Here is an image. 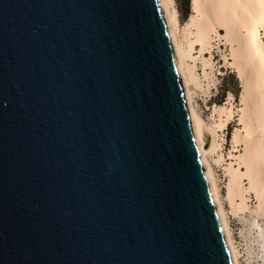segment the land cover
I'll return each instance as SVG.
<instances>
[{"label": "water", "instance_id": "obj_1", "mask_svg": "<svg viewBox=\"0 0 264 264\" xmlns=\"http://www.w3.org/2000/svg\"><path fill=\"white\" fill-rule=\"evenodd\" d=\"M201 146L161 0H0V264H233Z\"/></svg>", "mask_w": 264, "mask_h": 264}, {"label": "bare ground", "instance_id": "obj_2", "mask_svg": "<svg viewBox=\"0 0 264 264\" xmlns=\"http://www.w3.org/2000/svg\"><path fill=\"white\" fill-rule=\"evenodd\" d=\"M172 2L173 0H161L201 134V160L209 180L213 200L217 206L233 264H239V250H237L232 239L216 179L206 156L207 153L214 152L219 145L217 127L224 125L234 110L232 106L227 109L221 106L220 110L225 112V116H220L219 121L213 124L208 123L201 117L194 106L189 86L190 82H198L197 75L193 68L194 65L187 62L186 58H195L191 54L194 43L200 45L199 51H204V49L212 46V38L215 35L221 36L220 30L224 29L225 32L222 34L223 43L228 47L230 54V57L224 59L225 62L236 69L241 82L240 102L237 108L241 130L236 131L233 138L235 142L243 144V151L234 155L238 160V165L234 166L230 162L228 166L229 180L226 196L234 208H245L243 190L247 187L243 188L242 177L246 176L249 182L248 188L255 191L258 206L263 207L264 40L260 34L261 30L264 31V0H191L192 12L186 26L188 28L189 25H192L195 30L188 29V34H193V38L189 36L187 46L178 36V19ZM181 30L186 31L184 28ZM204 56V65L211 62L209 58L207 59ZM205 142L207 146H204ZM241 163L245 166L244 170H241V166H239ZM237 195L240 200L234 203V197Z\"/></svg>", "mask_w": 264, "mask_h": 264}, {"label": "rangeland", "instance_id": "obj_3", "mask_svg": "<svg viewBox=\"0 0 264 264\" xmlns=\"http://www.w3.org/2000/svg\"><path fill=\"white\" fill-rule=\"evenodd\" d=\"M171 4L176 10L178 19V36L187 46L189 36L193 35L188 34V29L195 30L192 25H189L188 28L186 26L192 12L191 0L188 1L187 12H185L186 0H173ZM183 28L187 32L181 30ZM220 32L221 36L215 35L212 38V46L204 49V51H199V44H193L191 54L195 58L187 57L186 60L194 65L198 82H190L189 86L196 110L208 123L218 122L220 116H225V112L220 110L221 106L226 107V109L232 106L234 110L226 123L217 127L219 145L214 152L207 153L206 156L216 179L232 239L237 250H239V264H264V206H258L255 191L248 188V178L242 177L243 188H248L243 190L245 208H234L226 196L229 163L232 162L234 166H237L238 160L234 155L243 151V144L235 142L233 138L234 133L239 129L241 130L237 111L240 102L241 82L236 69L225 62L224 58L230 57V54L228 47L223 43L224 29H221ZM263 34L264 31L261 30L260 35L264 40ZM203 55L205 58H209L211 62L204 65ZM239 166H241V170L245 169L242 163ZM239 200L238 195L234 197V203Z\"/></svg>", "mask_w": 264, "mask_h": 264}, {"label": "trees", "instance_id": "obj_4", "mask_svg": "<svg viewBox=\"0 0 264 264\" xmlns=\"http://www.w3.org/2000/svg\"><path fill=\"white\" fill-rule=\"evenodd\" d=\"M188 1L189 0H186V7H185V12H187L188 11ZM186 14V13H185Z\"/></svg>", "mask_w": 264, "mask_h": 264}]
</instances>
